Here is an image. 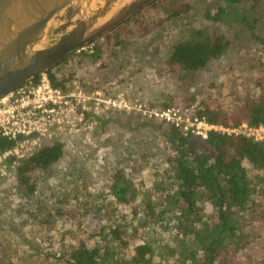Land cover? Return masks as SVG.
<instances>
[{
	"label": "trees",
	"instance_id": "trees-1",
	"mask_svg": "<svg viewBox=\"0 0 264 264\" xmlns=\"http://www.w3.org/2000/svg\"><path fill=\"white\" fill-rule=\"evenodd\" d=\"M167 1L156 0L143 9ZM189 8V2H181L172 15ZM230 12L241 22L239 33L222 29ZM136 14L99 38L110 37ZM205 16L207 27L191 30L170 45L162 63V75L177 88L175 96L145 105L159 109L179 106L184 115L226 128L242 123L264 126V0H218L214 13L207 11ZM242 35L255 45L249 53L250 72L231 81L227 94L205 95V75L216 69L217 61L226 58ZM95 51L91 57L99 56L98 47ZM82 56L90 58L85 51ZM46 76L51 85L65 89L64 81L57 82L52 69ZM39 79L30 82L36 85ZM234 82L247 85L238 90ZM102 121L120 127L129 136L121 149L110 153L113 165L105 177L108 200L104 206L108 217L103 214L101 223L91 214L101 241L89 244L78 223L63 248H48L41 240L36 243L37 237L27 233L29 225H23L24 220L31 221V226L53 224L54 218L65 216L62 206L68 196L50 207L35 202L31 212L30 201H23L36 196L37 173L48 172L63 157L66 145L56 139L44 141L13 164L8 191L9 198L17 201L7 202L9 216L0 218L3 238L56 264H153L156 257L158 264H264V141L214 129L202 137L163 118L130 111L119 113L118 119ZM20 139L0 133V154ZM13 161L14 156L6 159L8 165ZM247 163L262 171L253 173ZM146 164L152 171L149 183L138 178ZM6 188L0 184V200ZM106 240L110 242L104 243ZM112 242L127 247L129 253L117 257ZM6 250L0 241V264H4Z\"/></svg>",
	"mask_w": 264,
	"mask_h": 264
},
{
	"label": "rangeland",
	"instance_id": "rangeland-1",
	"mask_svg": "<svg viewBox=\"0 0 264 264\" xmlns=\"http://www.w3.org/2000/svg\"><path fill=\"white\" fill-rule=\"evenodd\" d=\"M181 2H189V10L182 11L177 16L172 15L175 6ZM217 4L218 0L158 2L152 7L142 9L132 21L122 24L116 33L110 34V37L97 38L95 43L83 46L52 69L57 82L64 81L66 89L69 91L80 89L90 97L87 105L91 114L84 122L87 127L85 131L80 129L73 136L57 138L66 145L63 157L48 172L37 173L36 196L23 200L30 201L28 209L31 212L35 202L41 207L46 205L50 207L57 204L55 203L57 199L69 197L62 206L65 216L54 218L53 224L40 222L31 226V221L24 220L23 225L30 227L27 233L37 237V240L34 239L35 242L41 240L46 245L44 247L52 245L53 248L56 246L63 248L64 243L75 233L78 223L83 231L81 234L89 244L101 241V236L97 234L96 221L91 220L93 217L91 214L95 213L94 217L100 219L101 223L104 222V217H108L104 206L108 200L105 177L110 174L109 170L113 165L110 153L121 149L123 144L127 143L129 136L112 123L104 124L102 119H118L119 113L123 111L148 116L152 111L164 109L147 106L145 103L165 101L177 93L173 82L162 75V63L169 53L170 45L188 36L191 30L207 27L208 19L205 13L207 11L214 13ZM223 25L222 29L231 34L239 33L243 29L236 14L231 12L224 19ZM241 37L242 39L229 48L226 58L217 61L216 69L205 75L204 85L207 86L205 95L222 92L227 94L231 81L250 70L252 58L250 60L249 53H252L255 45L250 40H246V36ZM96 47L99 56L91 57ZM84 51L90 55V58L83 59ZM44 76L46 74L40 75L37 84L41 83ZM25 83L33 86L29 81ZM234 84L238 86V90H241L247 82L243 84L234 82ZM195 90H198V86ZM113 99L118 100L120 106L113 107L106 102L102 103ZM124 102L131 107L125 108ZM139 105L148 112L146 114L140 112ZM172 107L181 111L179 106L167 108ZM133 122L134 120L129 123ZM260 134L264 137V132ZM12 166L6 162L4 171L0 165V184L7 186L3 201L0 200V218L9 216L7 209L10 204L7 202L17 201L9 198L8 184L11 182ZM247 166L253 173L262 171L255 169L251 164L247 163ZM151 173V169L146 164L141 167V173L137 176L149 183L152 179ZM3 233L5 229L0 231L1 247L8 248L6 254L4 253V264H56L50 258H44L33 251L23 250V247L14 245V240L10 241L9 238L2 237ZM263 237L262 233L261 238ZM106 242L110 240L104 241ZM112 243L117 257H125L126 253H129L127 247L124 249L118 242ZM158 262L156 257L153 264Z\"/></svg>",
	"mask_w": 264,
	"mask_h": 264
},
{
	"label": "water",
	"instance_id": "water-1",
	"mask_svg": "<svg viewBox=\"0 0 264 264\" xmlns=\"http://www.w3.org/2000/svg\"><path fill=\"white\" fill-rule=\"evenodd\" d=\"M156 0H0V97Z\"/></svg>",
	"mask_w": 264,
	"mask_h": 264
},
{
	"label": "built area",
	"instance_id": "built-area-1",
	"mask_svg": "<svg viewBox=\"0 0 264 264\" xmlns=\"http://www.w3.org/2000/svg\"><path fill=\"white\" fill-rule=\"evenodd\" d=\"M89 99L90 97L80 89L69 91L66 88L54 87L46 76L39 84L28 86L23 83L1 96L0 133L10 139L21 137L13 148L0 154L1 168L5 171L6 159L9 156L15 157L13 165L17 159L24 158L46 140L73 136L80 129L85 131L87 127L84 122L91 114L87 105ZM105 102L113 107L120 106V102L116 99L102 101V103ZM124 107L130 108L131 106L124 102ZM134 108L136 109V105ZM138 110L144 114L148 112L141 105ZM153 115L202 137H206L208 130L214 129L227 133H243L256 140L264 141V137L260 134L264 132L263 125L250 126L243 123L235 128H226L209 124L205 119L197 116L184 115L179 109L173 107L160 111L155 110L148 114L151 117Z\"/></svg>",
	"mask_w": 264,
	"mask_h": 264
}]
</instances>
